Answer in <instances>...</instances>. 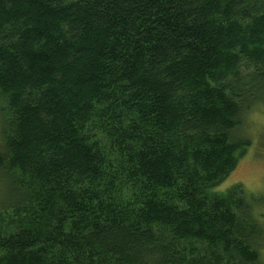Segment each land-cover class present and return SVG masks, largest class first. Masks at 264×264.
I'll list each match as a JSON object with an SVG mask.
<instances>
[{"label": "trees", "instance_id": "trees-1", "mask_svg": "<svg viewBox=\"0 0 264 264\" xmlns=\"http://www.w3.org/2000/svg\"><path fill=\"white\" fill-rule=\"evenodd\" d=\"M260 102L264 0H0V264H264Z\"/></svg>", "mask_w": 264, "mask_h": 264}, {"label": "rangeland", "instance_id": "rangeland-1", "mask_svg": "<svg viewBox=\"0 0 264 264\" xmlns=\"http://www.w3.org/2000/svg\"><path fill=\"white\" fill-rule=\"evenodd\" d=\"M237 134L248 138L250 144L247 152L239 159L236 168L217 189H227L240 183L247 194L257 198L256 209L264 212V102L258 103L247 112ZM5 183L0 180V202L6 198ZM261 221L264 226V215L261 216ZM262 256L264 258V244L262 245Z\"/></svg>", "mask_w": 264, "mask_h": 264}]
</instances>
